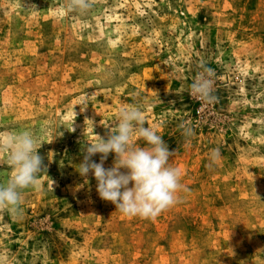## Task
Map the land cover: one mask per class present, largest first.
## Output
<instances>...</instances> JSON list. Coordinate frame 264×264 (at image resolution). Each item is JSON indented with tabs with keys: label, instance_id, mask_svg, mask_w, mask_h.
<instances>
[{
	"label": "rangeland",
	"instance_id": "374dc122",
	"mask_svg": "<svg viewBox=\"0 0 264 264\" xmlns=\"http://www.w3.org/2000/svg\"><path fill=\"white\" fill-rule=\"evenodd\" d=\"M90 3L0 0V134L31 131L46 166L21 215L0 210V264H264V0ZM205 68L212 103L191 89ZM130 106L182 173L154 219L123 215L77 170Z\"/></svg>",
	"mask_w": 264,
	"mask_h": 264
},
{
	"label": "clouds",
	"instance_id": "9594fccd",
	"mask_svg": "<svg viewBox=\"0 0 264 264\" xmlns=\"http://www.w3.org/2000/svg\"><path fill=\"white\" fill-rule=\"evenodd\" d=\"M90 7V0H68L72 11L83 12ZM212 72L205 68L191 85L193 94L208 103L216 100ZM145 124L141 107L122 108L115 129L106 138L96 135V142L84 145L77 170L83 177L91 173L97 182L99 197L111 202L123 215L154 219L174 206L178 193L185 189L181 170L170 163L173 151L154 127H145ZM180 127L185 138L195 135L192 126L183 123ZM134 137L142 139L146 146H135ZM40 147L38 137L29 130L0 134V153H7L6 163L11 169L10 178L0 181V210L12 216L22 214L24 191L38 188V176L46 169L38 153ZM97 154L98 163L93 160ZM109 154H114V163L105 168ZM218 157L219 149H213L210 159L214 161Z\"/></svg>",
	"mask_w": 264,
	"mask_h": 264
}]
</instances>
